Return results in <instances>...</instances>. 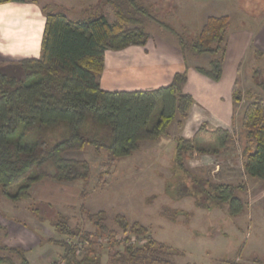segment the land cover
<instances>
[{"label":"trees","instance_id":"16d2710c","mask_svg":"<svg viewBox=\"0 0 264 264\" xmlns=\"http://www.w3.org/2000/svg\"><path fill=\"white\" fill-rule=\"evenodd\" d=\"M11 2L31 1L0 0V4ZM110 4L116 11V23L98 11L72 20L63 12L44 6L46 23L41 58L0 67H10L19 73L8 76L0 70V193L14 203L32 201L31 211L39 218L41 210L32 196L36 185L46 180L66 184L83 181L82 196L87 194L91 166L86 161L66 158L67 153L87 148H93L98 154L105 152L107 158L98 166V186L103 188L120 159L138 152L143 143L157 142L167 136L174 123L183 128V121L194 105L192 96L184 92L186 72L176 74L171 85L152 91H104L101 76L107 51L145 46L149 41L145 22L149 20L176 35L184 52L189 48L198 56H215L209 69H196L200 74L215 82L223 76L227 16L209 17L196 39L187 43L171 26L148 13V8L139 0H111ZM135 14L143 19L134 18ZM260 86L264 91V83ZM233 92L234 101L241 103L243 95L237 85ZM89 118L98 127L93 125L90 133H84ZM60 123L68 126L69 136L54 146L44 141L24 142L33 129ZM242 127L247 132L242 152L245 172L264 182V99L257 97L246 106ZM235 145L236 140L229 131H209L205 126L193 139H176L174 177L190 182L189 188L184 182L178 184L179 189L184 188L183 192L178 191L181 193L178 198L194 197L198 206L205 209L228 206L231 218L240 216L245 203L239 192L246 185L211 182L187 168V161L195 153L219 154ZM49 165L53 173L47 170ZM87 219L94 230L73 229L69 226V217L58 213L52 226L63 239L47 241L63 249L54 264H104L105 249L108 250L105 264H172L165 259L171 256L167 253L169 249L151 238L146 227L129 223L123 216L115 218L114 226L109 225L105 212L87 215ZM0 230H5L1 224ZM79 248L85 249L82 256ZM0 264L31 263L25 250L0 245ZM228 264L238 263L228 261Z\"/></svg>","mask_w":264,"mask_h":264},{"label":"crops","instance_id":"0c3cea01","mask_svg":"<svg viewBox=\"0 0 264 264\" xmlns=\"http://www.w3.org/2000/svg\"><path fill=\"white\" fill-rule=\"evenodd\" d=\"M30 1L28 3L0 4V62H18L24 59L41 58L42 39L46 23L42 11L44 5H41L40 0ZM71 1L77 4H75L76 7L70 9L67 6H61L62 8H56L53 11L63 12L68 17H72V20L83 19L92 14V0ZM255 1L256 4H251L249 7V4L245 5L239 0V4L236 5L239 11L231 13L235 15L234 17H237V14L240 16L237 21L233 20L231 14L229 16L225 12H218L209 16L203 14L202 16L201 11H199L196 22H191L188 10L183 11V14L177 18L171 17L172 25L155 17L158 21L171 26L179 35L185 31L187 36L193 35L189 43L200 34L209 17L227 16L229 18L226 34L227 51L223 76L219 82L211 80L196 70L197 68L209 69L215 56L209 54L198 56L192 52L187 54L182 50L176 35L166 31L155 22L146 21L145 27L149 34V41L145 46H130L121 51L106 52L101 88L107 92L152 91L171 85L176 74L186 72L188 80L184 92L192 96L194 105L189 111L188 117L183 121V128L180 129L178 124L174 123L169 128L167 136L157 142L150 143L160 144L164 139L170 138L176 145V139L180 137L193 139L203 126L209 131L227 130L234 137V130L239 124L241 133L247 134L242 127V116L246 106L258 97L257 94L253 95V99L244 105L246 96L251 97V90L253 89L249 87L248 82L250 80L254 82L257 75L261 76L262 80L258 87L262 91L260 85L264 83V13L261 12L264 10V4H258L264 3V0ZM48 8L51 7L48 6ZM79 9H81V14H79ZM155 13L158 15L157 11ZM236 85L243 95L241 103L234 101L233 91ZM260 98L264 99V96ZM238 107H241L240 111ZM172 135L173 137H170ZM235 140L236 145L229 150L219 154L200 155L204 160L212 161L211 163L215 166V173L218 174L223 170L222 175L229 179L217 183L246 185V189L239 192V197L245 203V209L237 218H243L241 226L245 228L243 229L244 232L255 229L256 233L255 235L249 233V237L247 236L240 250H246L244 255L248 259L253 256L254 260L264 264V249L260 248L264 247V236L259 233L264 226V182L246 174L243 150L239 152L236 148L240 144V139L235 138ZM144 144L142 145L144 146ZM140 151L141 149L138 152ZM198 162V164L202 163L201 161ZM38 186L42 185H36L32 191L35 203L41 206L56 207L58 202L37 195L38 190L44 193ZM65 191L67 192L66 189L62 188V192ZM20 203L13 205L10 212L6 213V215H10L9 218L7 217V221L1 223L5 230L0 231V245L25 250L27 259L31 264H54L58 262L63 254V249L56 244L47 243V241L50 239L62 240L61 237H47L43 231L39 230L38 226L45 225L44 222H48L47 219H37L38 216L34 213V216L30 214L25 215L26 217H20L22 208ZM32 204L31 201L28 214L29 212L32 213ZM49 227L50 230L54 229L55 234H59L52 226V222ZM239 231L241 233L240 227ZM59 236L61 235L59 234ZM234 238L238 243V236ZM251 238H258V243L263 242L257 246L258 249H254L257 243L251 249L246 245V241ZM241 255L243 256V254ZM103 263L105 264V261Z\"/></svg>","mask_w":264,"mask_h":264},{"label":"rangeland","instance_id":"374dc122","mask_svg":"<svg viewBox=\"0 0 264 264\" xmlns=\"http://www.w3.org/2000/svg\"><path fill=\"white\" fill-rule=\"evenodd\" d=\"M40 1L41 5L51 7L49 10L52 11L63 6H67L70 9L76 7V3H73L71 0ZM110 1L92 0V12L98 11L103 13L111 23H116V11L110 4ZM240 1L241 3L244 2L245 5L249 4V7L251 4H256L255 0H249L251 2H247V0ZM139 3L148 8V13L171 25L173 21H170V18L181 16L185 10H188L187 12L190 14L189 20L191 22H196V19L199 17V11H201L202 16L203 14L209 16L211 14H217L218 12H225L230 16L232 12L239 11L238 6H236L239 4V0H139ZM258 4L263 5L264 3ZM155 11L158 12V15ZM79 12L81 14V9H79ZM261 12L264 13V10ZM231 16L235 21L240 17L238 14L237 17H234L235 15L232 14ZM69 18L72 19V17ZM134 18L143 19L141 15L137 14H135ZM124 27L132 28L133 26L125 25ZM179 30L181 31V29ZM185 33H182L181 36L188 43L193 38V35L187 36ZM186 52L188 54L191 51L188 48ZM11 63L5 61L0 62V67ZM0 70H3L8 76L19 75V73L11 70L10 67L0 68ZM261 80L262 77L257 75V78L255 76L254 82L251 80L248 82L249 87L253 89L251 90V97L246 96L244 105L252 100L255 94L258 97L264 96L263 91L258 87ZM240 110L241 107L239 108ZM236 115L239 117L238 114ZM93 125L98 127V124H95L89 118L83 132L90 133L89 131ZM234 134V138L240 139V144L236 146L240 152L246 145L247 134L241 133L239 124L236 130H234ZM68 136V126L60 123L53 127L33 129L27 134L24 142L44 141L49 146H54L68 138ZM170 137H173V135ZM174 145L170 138L164 139L160 144L145 143L144 146H141L140 152L120 159L117 162L111 171V177L107 180V184L103 188L98 186V166L106 160L107 154L105 152L98 154L93 148H87L81 152L67 153L65 155L66 158L86 161L91 166L87 194L85 197L82 196L83 181L66 184L46 180L41 183L40 185L42 186L38 187L44 193L38 190L36 192L37 195L39 197L42 196V198H47L50 201L58 202V205L56 207H48L46 205L37 206L41 210L40 217L48 220V222H44L45 225L38 226L39 230L43 231V234L47 237H61L59 234H55L54 229H49L51 222H55V218L57 219L59 213L60 215L69 217V226L71 228L92 231L94 229L89 223L87 215L105 212L109 225L114 226L115 218L117 216H123L129 223H138L146 227L151 238L163 243L169 249L167 253L171 254V256L164 258L171 261L172 264H228V261H236L238 264H261L259 261L254 260L252 258L253 256L248 259L244 255L246 250H240L247 236L249 237V233L251 232L255 235L256 230L252 229V231L244 232L243 229L245 228L241 226L243 218H231L228 214V206L214 210L205 209L198 206V202L194 197L186 196L178 198V194L180 193L178 191H184V188H178L180 183H186V187L188 186L189 188L190 182L183 181L185 178L174 177ZM198 161L202 163L198 164ZM211 162H208V159L204 160L200 154L195 153L187 161V168L189 167V171L199 178L207 179L211 182L228 181L229 179L222 175L223 170L218 174L214 172L215 166ZM47 170L53 173V168L50 165L47 167ZM171 181L174 184L172 188H169L170 183H172ZM62 188L66 189L67 192H62ZM14 204L16 203L10 201L0 193V224L7 221L6 219L10 215H6V213L10 212ZM20 204H22L20 217H26L25 215L30 214L34 216L32 211V213L29 212L28 214L31 201H23ZM239 227L241 228V233L243 232L242 234L239 233ZM259 233L264 236V226L260 229ZM252 234L251 237L253 236ZM237 236L239 238L238 243H236L234 238ZM61 239L63 238L61 237ZM257 240L258 238L248 239L246 245L251 249L257 243L254 249H258L257 246L263 242L258 243ZM103 245L105 248L107 247L106 241ZM260 248L264 249V247ZM84 250L83 248H79L80 256L83 255ZM103 253V261L107 263L108 250L105 249ZM244 258L246 259L244 260Z\"/></svg>","mask_w":264,"mask_h":264}]
</instances>
